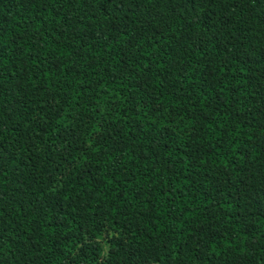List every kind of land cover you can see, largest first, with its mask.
<instances>
[{"label":"trees","instance_id":"16d2710c","mask_svg":"<svg viewBox=\"0 0 264 264\" xmlns=\"http://www.w3.org/2000/svg\"><path fill=\"white\" fill-rule=\"evenodd\" d=\"M0 264H264V0H0Z\"/></svg>","mask_w":264,"mask_h":264}]
</instances>
